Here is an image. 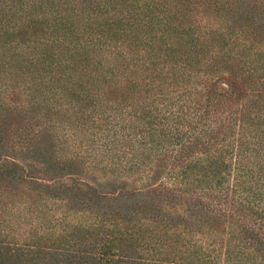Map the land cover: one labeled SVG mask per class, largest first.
<instances>
[{
  "label": "rangeland",
  "instance_id": "obj_1",
  "mask_svg": "<svg viewBox=\"0 0 264 264\" xmlns=\"http://www.w3.org/2000/svg\"><path fill=\"white\" fill-rule=\"evenodd\" d=\"M60 1L63 6L59 9L67 11L70 16L80 12L86 13L95 5L101 6L105 2L86 0V4L81 6L82 0ZM263 1H255L259 11L264 9L261 6ZM28 2L30 0H23V4L14 1L7 7L26 8ZM157 2L159 1L153 0L154 4L161 3ZM196 7L191 6L186 11L191 17L190 23L178 27L179 34L172 36L174 40L161 39V33L156 31V28L148 34L147 29H144L143 36L140 37L147 41L143 44L136 42L137 46L133 48L135 51H128L124 59V67H128V71L124 72L126 74L123 78H127L128 74L127 83H124L126 80H121L120 74L115 75L110 82L124 90L118 92L105 88L104 93L97 95L105 114H95L98 129L88 128L87 133L83 130L80 138L90 135V131L104 132L110 136L114 132V127L107 126L102 120L106 115L111 116L108 122L122 114L132 123L136 115L137 123L133 124L145 129L152 120V114H159L157 117L161 119L171 112L179 117L176 122L169 123L171 129L180 135L189 133L190 136V133L197 135L199 131L204 130L206 135H209L215 130L211 123L212 119H223L232 113L231 117L236 123L235 137L241 113L246 117L264 116V71L253 73L235 61L236 54H239L236 53L237 47L233 46L235 34L218 26L222 25L225 28L226 17L223 14L209 12L205 14L202 10L195 9ZM189 25H192V28ZM190 28L193 31H189ZM138 30L135 26L132 33H137ZM237 30L238 28H233L234 32ZM25 32L22 31L21 34L10 38L9 43L20 47L24 40L33 39L29 36L31 29ZM245 33L250 51L264 53V36L250 27ZM43 37L47 39L52 37L50 31L45 32ZM112 43L116 48L120 45L118 42ZM57 48L58 45H53L51 49ZM169 48H172V51L166 52L168 55L166 57L165 51ZM57 52L56 56L63 58ZM159 56L160 59L157 58ZM79 60L81 62V59ZM8 61L7 57L2 68L0 50V264H209L197 261L198 251L187 245L188 242L195 241L205 243L206 238L202 234L187 233L186 229L189 228L187 226L166 229L160 221L168 214H184L186 207L184 203L189 201V196H167L156 189L136 191L135 188H140L139 182H134L136 176L113 179L105 176L103 172L91 171L90 163L85 165L75 161L70 163L73 148L65 143L63 129L72 126L74 130H79V122L75 121L78 118L80 120L84 118L85 127H89L90 122L85 121L86 114L82 113L81 116L79 111L76 113V110L80 109L77 108L78 105L75 106L74 100L66 99L64 105L62 101L55 100L51 103L53 108L51 111L36 108L34 111L41 109L40 114L32 111L23 119L20 115L23 108L19 106H27L34 87L30 88L31 81L26 78L30 74L25 70L28 64L26 62L8 64ZM76 63L77 60L74 64ZM81 63L79 68L83 69L78 71V75L83 74L86 81L92 82L95 64L86 68L85 63ZM33 66L39 67L37 63ZM72 66L68 68L71 69ZM47 69L53 71L52 68ZM118 69L123 70L121 67ZM46 73L45 71L43 74ZM35 94L37 97L38 94L36 92ZM1 102H5L10 110H15L10 111L14 116L5 119L1 115ZM184 114L186 115L183 116ZM181 117H185V120L182 121ZM187 135L183 140H189L186 138ZM198 137L202 142L206 141L207 136ZM45 144L51 145L55 157L58 158V164L54 162L55 165H47L34 158L23 160V155L27 152L26 147L32 146L38 151ZM31 155L35 157L37 154L35 155L33 151ZM106 174L109 175L108 171ZM164 177L162 173L159 176L162 181L160 183L154 181V183L157 181L156 187L167 182ZM121 195L134 196L133 199L129 196L130 203L136 201L152 203L157 211L155 215L158 217L153 221L151 219L155 217L154 214L146 215L147 219L140 215L136 217L139 221L135 222L136 229L133 231L137 232L140 228L142 231L140 237L134 235L129 238L128 235L116 234L115 229L122 228L120 224L122 220L118 216L105 222L100 219H105L102 213L109 206L116 210L117 203H121L118 199ZM202 202L206 204L207 201ZM225 202V206L222 205V199L208 205L211 204L214 209L231 212L229 202ZM24 204L29 207L28 210L23 207ZM195 211L198 217H192L194 227L198 225H201V228L207 225L213 227L214 231L210 233V237L216 242L211 243L208 240L205 245L207 246V243L215 245L223 258L226 243L237 235L236 232L231 233L232 229L228 226L230 219L226 215L209 221L211 219L208 210ZM99 222L101 226L98 225ZM104 243L114 247L111 254L101 255L98 252L97 248ZM253 245L259 249V245ZM123 249L126 251H122ZM195 252L196 256L193 255ZM255 259L258 261L259 257Z\"/></svg>",
  "mask_w": 264,
  "mask_h": 264
},
{
  "label": "trees",
  "instance_id": "obj_2",
  "mask_svg": "<svg viewBox=\"0 0 264 264\" xmlns=\"http://www.w3.org/2000/svg\"><path fill=\"white\" fill-rule=\"evenodd\" d=\"M14 1L23 4V0H1V67L4 68L7 57L8 64L14 62L28 64L25 70L30 74L26 78L31 81L30 88H34L27 106H19L23 108L20 109L23 111L20 113L21 117L25 119L36 108L51 111L53 109L51 103L55 100L62 101L63 105L66 99L74 100L75 106L78 105L77 108H80L76 113L79 111L81 116L82 113L86 114L85 121L90 122V126L85 127L84 118L81 120L78 118L75 121L79 122V130H74L72 126L63 129L65 143L73 148L71 154L73 158L69 160L70 163L71 161L83 165L90 163L91 171L103 172L105 176L113 179L136 176L134 182L140 184V188H135L136 191L156 189L167 196H189V201L184 203L186 206L184 214H168L160 221L166 229L187 226L189 227L186 229L187 233L197 232L206 238L205 243L186 242L198 251L193 253L195 256L197 253V261L209 264L220 262L221 264H264L263 115L246 117L241 113L237 121L236 137L234 136L236 123L231 117L232 113L223 119H212L211 123L215 130L209 135H206L204 130L199 131L197 135L190 133V136L189 133L180 135L171 129L169 123L179 119L178 115L171 112L161 119L157 117L159 114H152V120L145 129L133 124L137 123L136 115L132 120L133 123L127 121L122 114L117 115L116 121L112 119L108 122L111 116L106 115L102 120L107 126L114 127V132L110 136L105 135L104 132L90 131V135L79 137L83 130L87 133L88 128L98 129L97 121L94 119L95 114H105L97 95L104 93L105 88L118 92L124 90L121 86L110 82L115 75L120 74L121 80H126L124 83H127L128 74L127 78H123L126 74L124 72L128 71V67H124V59L128 51H135L136 42L143 44L147 41L140 37L143 36L144 29H147L148 34L156 28V31L161 33V39L174 40L172 36L179 34L178 27L190 23L191 17L186 11L191 6L194 8L198 5L199 7L195 9H200L205 14L207 12L223 14L226 17L225 28L222 25L218 26L235 34H232L235 39L233 46L237 47L236 53H239L236 54L235 61L253 73L264 71V53L251 52L245 37L249 27L264 36V9L259 11V7L255 6L256 0L252 3L251 0H194L192 3L189 0H157L159 1L157 3L161 1L158 5L154 4L153 0H104L101 6L97 4L86 13L80 12L73 16L59 9L63 6L60 0H30L26 8L7 7ZM86 2L82 0L81 6ZM194 3L196 5H191ZM261 6L264 7V1ZM135 26L139 30L137 33H132V28ZM191 28L189 31H193ZM233 28L238 30L234 32ZM28 29H31L29 36L33 39L24 40L20 47L9 43L10 38L21 34L22 31L26 33ZM47 31H50L52 36L48 39L43 37ZM175 38L182 40L177 36ZM112 42H118L120 45L116 48ZM53 45H58L59 48L52 50ZM110 48L117 50L113 51ZM168 51H172V48L165 51L166 57ZM56 52L63 58L57 57ZM157 58L160 59V56ZM79 59L85 63L86 68L95 64L92 82L86 81L83 74L78 75V71L83 69L79 68L82 64ZM76 60L77 63L74 64ZM34 63L39 67L35 68ZM68 66L72 68L69 69ZM118 67L123 70L119 71ZM47 68H52L53 71ZM45 71L47 73L43 74ZM4 88H7L6 85ZM35 92L38 94L37 97ZM88 104L90 107H85ZM10 109L5 102H1V115L5 119L14 116L10 111L15 110ZM41 109L34 112L38 113ZM245 117L248 118L247 122ZM180 119L183 121L185 117ZM259 121L262 123L260 124ZM105 131H108V127ZM185 135L189 140H183ZM198 135L207 136L206 141L201 142ZM26 150L23 160L34 158L47 165H55L54 162L58 164V158L55 157L50 144H45L38 151L32 146L26 147ZM33 151L35 155L37 154L35 157L31 155ZM107 171L109 175L106 174ZM162 173L167 182L156 187L155 183L162 181L159 178ZM155 180L157 181L154 183ZM129 196L121 195L118 198L121 203H117L116 210L109 206L102 213L105 219H100L105 222L118 216L122 220L120 223L122 228L115 229L116 234L128 235L129 238L134 235L140 237L142 236L140 228L137 232L133 231L136 229L135 222L139 221L136 217L140 215L143 219H147L146 215H155L157 211L152 203L144 204L142 201L130 203ZM130 197L133 199L134 196ZM220 199L223 206L226 205L225 201L229 202L231 212L214 209L211 204L208 205ZM203 200L207 201L206 204L202 202ZM23 207L29 209L26 204ZM196 209L208 210L211 219L209 221L226 215L230 219L228 226L232 229L231 233L236 232L237 235L226 243L223 258L215 245L208 243L207 246L205 245L208 240L211 243L215 241L210 237V233L214 231L213 227L210 225L202 228L201 225L194 227L192 217H198ZM215 211L218 213H214ZM157 217L158 215H155L151 220ZM98 225L101 226V222ZM102 228L104 229L103 226ZM252 241L253 244L259 245V249L252 244ZM113 248L104 243L97 250L104 255L111 254ZM257 257H259L258 261L255 259Z\"/></svg>",
  "mask_w": 264,
  "mask_h": 264
}]
</instances>
